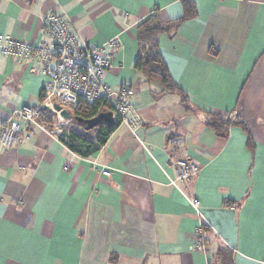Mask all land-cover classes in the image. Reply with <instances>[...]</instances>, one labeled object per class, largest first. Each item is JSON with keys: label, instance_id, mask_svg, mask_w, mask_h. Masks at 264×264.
Instances as JSON below:
<instances>
[{"label": "crops", "instance_id": "crops-1", "mask_svg": "<svg viewBox=\"0 0 264 264\" xmlns=\"http://www.w3.org/2000/svg\"><path fill=\"white\" fill-rule=\"evenodd\" d=\"M181 1L0 0V36L47 44L44 17L58 13L103 46L104 83L129 91L142 142L124 126L101 146L95 130L63 131L89 141L83 157L42 125L0 152V264H264V0H190L194 16L158 36L184 101L133 67L137 26L181 18ZM40 68L0 53V119L40 106ZM209 113L234 114L225 137L204 124ZM177 160L199 168L184 192L200 216L169 184Z\"/></svg>", "mask_w": 264, "mask_h": 264}, {"label": "built area", "instance_id": "built-area-1", "mask_svg": "<svg viewBox=\"0 0 264 264\" xmlns=\"http://www.w3.org/2000/svg\"><path fill=\"white\" fill-rule=\"evenodd\" d=\"M43 27L49 39L44 45L0 36L1 54L17 59H33L40 64V72L47 79L39 107H22L14 112L13 117L0 119V152L5 154L17 144L28 141L29 128L45 129L40 123L44 106L51 109L58 122H64L52 109L53 104L59 105L72 115H83L93 103L101 102L100 109L90 118L100 112H110L116 126L126 127L134 139L142 144L137 135L141 121L129 104V91L124 88L115 91L104 83L103 76L111 66V55L105 53L103 46H89L84 43L72 21L62 14L48 13L44 17ZM108 45L114 52L120 49L116 39L109 41ZM227 118L234 120V114H227ZM56 132L61 136L59 129ZM198 170V166L190 161L177 160L173 165V176L168 181L200 216L199 201L184 192V186L196 176ZM102 174L105 177L110 175L107 170H103ZM202 224L198 229L199 236ZM195 249L204 251V246L198 241Z\"/></svg>", "mask_w": 264, "mask_h": 264}, {"label": "trees", "instance_id": "trees-1", "mask_svg": "<svg viewBox=\"0 0 264 264\" xmlns=\"http://www.w3.org/2000/svg\"><path fill=\"white\" fill-rule=\"evenodd\" d=\"M181 2L183 5V16L181 18L171 22H162L156 15L153 14L137 26L136 43L138 54L133 67L147 82L157 83L162 86L164 90L177 93L184 101L185 96L178 90L176 84L170 77L162 55L158 49L157 42V38L160 34L165 33L168 35H173L183 22L191 19L194 16L195 12L192 2L190 0H182ZM101 106V102H95L91 105V107L88 108L86 111L87 113L83 115L74 113V115L89 119L96 114L97 110L100 109ZM47 114L51 113L47 111L42 112V117L40 118L41 124H47L45 121V116H47ZM204 124L212 129L218 137H225L228 129L235 123L233 120H229L227 115L209 113L206 114V120ZM116 127L117 126L109 129L106 126L101 125L94 129L96 132L97 145H104L107 138ZM64 138L66 139L64 140ZM60 139L71 151H74L83 157H87L94 150L90 149L92 145L86 138L81 137L75 132H62ZM205 228V224H202L201 230H204Z\"/></svg>", "mask_w": 264, "mask_h": 264}, {"label": "water", "instance_id": "water-1", "mask_svg": "<svg viewBox=\"0 0 264 264\" xmlns=\"http://www.w3.org/2000/svg\"><path fill=\"white\" fill-rule=\"evenodd\" d=\"M52 109L57 112L62 119L72 121L75 124L83 126L85 131L94 130L101 125H104L109 129H112L116 126L111 113L107 111L100 112L93 118L85 119L80 116L70 114L57 104H53ZM43 111L51 112V109L44 106Z\"/></svg>", "mask_w": 264, "mask_h": 264}, {"label": "rangeland", "instance_id": "rangeland-1", "mask_svg": "<svg viewBox=\"0 0 264 264\" xmlns=\"http://www.w3.org/2000/svg\"><path fill=\"white\" fill-rule=\"evenodd\" d=\"M45 121L47 122V124H43L45 127H48L49 129H62V132L65 131L67 132L68 130H76L78 129L77 127H79L77 124H75L72 121H67V122H58L57 119L55 118V115L53 114H47V116H45ZM50 120V121H49ZM83 128V127H82Z\"/></svg>", "mask_w": 264, "mask_h": 264}]
</instances>
